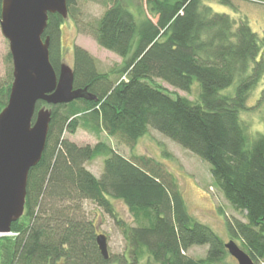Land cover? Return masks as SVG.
Instances as JSON below:
<instances>
[{
    "label": "trees",
    "instance_id": "16d2710c",
    "mask_svg": "<svg viewBox=\"0 0 264 264\" xmlns=\"http://www.w3.org/2000/svg\"><path fill=\"white\" fill-rule=\"evenodd\" d=\"M79 1L105 7L83 29ZM125 1L66 0L68 19L78 32L126 62L101 72L96 59L75 46L72 86L96 100L36 103V112L50 109L47 142L28 171L23 214L11 223L9 235L0 236V264H138L143 257L155 264H228L224 241L188 214L176 178L160 161L122 156L102 141L79 147L65 137L79 127L97 136L104 132L126 147L155 130L208 163L215 187L245 218L226 220L229 237L255 264L263 262L264 127L249 132L241 114L249 111V97L264 77V39L246 21L216 13L204 0H140L132 7ZM216 1L234 7V0ZM63 22L49 14L43 33L56 73L63 59ZM6 58L10 65V55ZM12 72L8 83L0 82V112L8 102ZM154 80L187 93L197 81L198 98L180 97ZM234 84L232 93H221ZM263 104L264 90L254 106ZM97 158L103 160L99 178L86 169ZM86 201L120 228L130 260L101 255L98 224L85 213ZM114 201L126 208L133 226L120 219ZM202 245H208L202 258L188 255Z\"/></svg>",
    "mask_w": 264,
    "mask_h": 264
},
{
    "label": "rangeland",
    "instance_id": "374dc122",
    "mask_svg": "<svg viewBox=\"0 0 264 264\" xmlns=\"http://www.w3.org/2000/svg\"><path fill=\"white\" fill-rule=\"evenodd\" d=\"M126 1L131 7L133 4L138 5L140 2V0ZM143 1L144 0H142V2ZM204 2L216 13L227 14L236 22L246 21L248 26L251 27V30L257 34L260 39H264V0H234L232 2L234 7L224 4L221 5L217 3L216 0H204ZM78 9L80 12L78 19L80 25H82L80 29H83L88 23L93 24L94 21L105 12V7L101 6L98 2L94 3L91 1H79ZM63 23L60 30L63 65L72 68V51L75 46L91 54L96 59L97 68L101 72H108L111 68H120L125 64L126 59H121L114 53L107 52L99 47L90 34L78 32L77 26L71 19H64ZM8 54V41L0 32V82L5 83L10 81L7 75L8 72L11 69L13 71L12 63L10 65L7 63L6 56ZM154 81L162 87H165L169 92L187 98L190 101H195L198 98L199 86L197 81H194L188 93L171 88L163 81ZM234 87L235 84L221 93L224 95L232 93ZM263 90L264 77L249 97L247 103L248 108L250 107L249 111L241 114V119L245 122V125L249 126L248 131L253 132V134L254 132H261L264 127L262 121L264 118V104L261 105L260 108H255L256 106H254L258 104ZM65 137L79 147L80 145H95L102 141L110 146L113 145L114 148L125 157H130L131 155H146L154 159L156 158L172 173L174 178H176L188 214L197 222L203 223L208 226L210 230H213L224 243L234 240L239 246L240 242L236 241V239L232 240L229 237L228 229L226 228V220L232 221L233 219H237L243 222L245 218L236 213L233 208L229 207L225 198L215 187L214 179L209 171L210 166L205 161L183 150L180 146L169 141L168 138L161 136L158 132L151 129L148 130L141 139L137 140L132 147L117 145L115 139L107 137L104 132H101L97 136L94 132H88L81 127H79L74 135H65ZM102 164L103 160L97 158L95 161L87 163L86 169L93 173L96 178H99L102 173ZM113 204L114 210L120 219L133 226L130 214L127 212L126 208L117 201H114ZM84 206L85 213L88 217L98 224V234L104 235L107 238L108 256L113 260L123 257H126L125 261L126 259L130 260L126 252L127 244L117 224L113 222L107 213L97 208L95 204L86 201ZM207 249L208 245L195 246L188 251V255L190 257L202 258L206 254ZM225 261L228 264H237V261L229 254L225 257ZM138 264L155 263L150 258L147 259V257H143L138 261ZM258 264H264V261Z\"/></svg>",
    "mask_w": 264,
    "mask_h": 264
},
{
    "label": "water",
    "instance_id": "95a60500",
    "mask_svg": "<svg viewBox=\"0 0 264 264\" xmlns=\"http://www.w3.org/2000/svg\"><path fill=\"white\" fill-rule=\"evenodd\" d=\"M0 32L8 41L12 79L8 102L0 112V236L24 211L28 171L36 166L46 145L50 109L36 112L37 102L56 106L84 99L96 100L86 89H74L72 68L61 64L56 73L48 56L49 38L43 37L48 15L68 18L66 0H2ZM96 245L107 259V238ZM237 264H255L235 241L224 243Z\"/></svg>",
    "mask_w": 264,
    "mask_h": 264
}]
</instances>
